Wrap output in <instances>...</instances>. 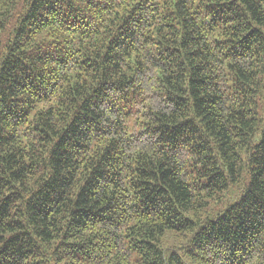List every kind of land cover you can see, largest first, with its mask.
Listing matches in <instances>:
<instances>
[{
    "label": "trees",
    "instance_id": "16d2710c",
    "mask_svg": "<svg viewBox=\"0 0 264 264\" xmlns=\"http://www.w3.org/2000/svg\"><path fill=\"white\" fill-rule=\"evenodd\" d=\"M0 264H264V0H0Z\"/></svg>",
    "mask_w": 264,
    "mask_h": 264
}]
</instances>
